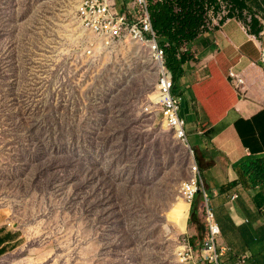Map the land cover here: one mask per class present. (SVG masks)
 I'll return each instance as SVG.
<instances>
[{
    "label": "rangeland",
    "instance_id": "rangeland-1",
    "mask_svg": "<svg viewBox=\"0 0 264 264\" xmlns=\"http://www.w3.org/2000/svg\"><path fill=\"white\" fill-rule=\"evenodd\" d=\"M81 1L0 0V210L19 235L0 264H180L205 233L203 198L182 199L193 150L162 125L150 47L98 46Z\"/></svg>",
    "mask_w": 264,
    "mask_h": 264
},
{
    "label": "crops",
    "instance_id": "crops-1",
    "mask_svg": "<svg viewBox=\"0 0 264 264\" xmlns=\"http://www.w3.org/2000/svg\"><path fill=\"white\" fill-rule=\"evenodd\" d=\"M114 1L119 12L128 11L131 0ZM233 4L238 16L220 28L200 30L187 45L189 58L177 83L179 93L173 95L197 166L190 182L199 178L219 242L229 251L222 264H238L240 257H245L243 264H264V183H254L236 164L245 157L264 156V55L260 33L255 36L250 19L245 23L239 16L264 17V0ZM230 71L249 89L242 97L227 78ZM18 240L17 229L0 210V261Z\"/></svg>",
    "mask_w": 264,
    "mask_h": 264
},
{
    "label": "built area",
    "instance_id": "built-area-1",
    "mask_svg": "<svg viewBox=\"0 0 264 264\" xmlns=\"http://www.w3.org/2000/svg\"><path fill=\"white\" fill-rule=\"evenodd\" d=\"M148 8L147 0H132L129 10L120 13L116 9L114 0H82L78 13L81 26L94 36L98 46L108 47L122 38H130L150 47L153 58L160 63L156 84L158 102L155 105L161 108L162 125L171 130L177 140L186 143L185 123L178 115L179 100L171 92V73L163 65V49L156 42ZM236 14V10L228 0L205 1L203 24L200 30L209 27L220 28L224 22L235 17ZM184 53H189L186 45L180 48L177 57ZM227 78L239 97L249 91L239 75L230 71ZM183 186L182 199L189 205L197 194L202 195L203 206L200 212L205 220V233L197 246H192L187 241L180 243L177 247L176 259H180V264H222L223 257L229 251L219 242L220 231L209 208V200L201 182L198 178V180L184 182ZM244 259L245 257L238 258L237 263L243 264Z\"/></svg>",
    "mask_w": 264,
    "mask_h": 264
},
{
    "label": "trees",
    "instance_id": "trees-1",
    "mask_svg": "<svg viewBox=\"0 0 264 264\" xmlns=\"http://www.w3.org/2000/svg\"><path fill=\"white\" fill-rule=\"evenodd\" d=\"M205 1L214 2V0H161L160 2L147 0L156 42L163 49V65L171 73V92L182 77L183 65L189 58V53L179 57L177 53L181 47L189 45L198 35L203 24ZM251 27L255 36L263 30L254 17H251ZM236 164L242 165L245 169L244 173L254 183H264V156L245 157ZM195 216L196 211L193 209L192 217Z\"/></svg>",
    "mask_w": 264,
    "mask_h": 264
},
{
    "label": "bare ground",
    "instance_id": "bare-ground-1",
    "mask_svg": "<svg viewBox=\"0 0 264 264\" xmlns=\"http://www.w3.org/2000/svg\"><path fill=\"white\" fill-rule=\"evenodd\" d=\"M156 95H157V93H156ZM157 97H158V95H157ZM183 191H184V188H183ZM184 201V200H183ZM185 202V201H184ZM186 203V202H185ZM186 204H188V203H186ZM189 205V204H188ZM177 250H178V248H177ZM179 260V263H180V259H178Z\"/></svg>",
    "mask_w": 264,
    "mask_h": 264
}]
</instances>
